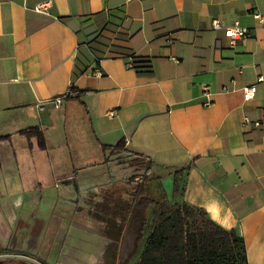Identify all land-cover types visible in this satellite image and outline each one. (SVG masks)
Returning a JSON list of instances; mask_svg holds the SVG:
<instances>
[{
    "label": "crops",
    "instance_id": "obj_1",
    "mask_svg": "<svg viewBox=\"0 0 264 264\" xmlns=\"http://www.w3.org/2000/svg\"><path fill=\"white\" fill-rule=\"evenodd\" d=\"M41 1L0 0V253L119 264L147 199L204 210L264 264V0Z\"/></svg>",
    "mask_w": 264,
    "mask_h": 264
},
{
    "label": "trees",
    "instance_id": "obj_2",
    "mask_svg": "<svg viewBox=\"0 0 264 264\" xmlns=\"http://www.w3.org/2000/svg\"><path fill=\"white\" fill-rule=\"evenodd\" d=\"M96 18L103 22L105 14H99ZM137 69L143 73L149 72L140 66ZM80 93V90L71 86L67 95L69 98H76ZM23 134L36 136L39 146L46 148L45 135L41 128L32 127L24 130ZM5 138L7 137H0ZM123 145L124 141H121L116 147L122 148ZM142 189L144 185L138 184L137 194ZM178 189L179 175L176 173L175 191ZM145 200L144 210L154 206L155 212L150 233L137 264H248L244 239L235 231L217 225L204 210L187 202L170 205L163 201ZM144 223L145 220L136 231L137 241L141 239Z\"/></svg>",
    "mask_w": 264,
    "mask_h": 264
},
{
    "label": "built area",
    "instance_id": "obj_3",
    "mask_svg": "<svg viewBox=\"0 0 264 264\" xmlns=\"http://www.w3.org/2000/svg\"><path fill=\"white\" fill-rule=\"evenodd\" d=\"M51 6H52V1L51 0H45V1H41V2L37 3L33 9L37 12L48 13L49 8ZM254 17L259 21V23L262 26H264V14L263 13H261L260 11H256V12H254ZM213 24H214L213 26L215 29L221 28V24L218 20H215ZM225 34L227 37L230 38V46L235 47L237 40L245 41L249 37V35L251 34V31L248 27L242 26V25H240L239 22H236L234 26L226 29ZM128 66L134 67V64L129 63ZM258 80L259 81L263 80V77H259ZM229 88H230L229 86L224 87V89H226V90ZM242 90H243L245 101H248L255 96L257 87H256V84H250V85L243 87ZM207 92L208 93H206V94L209 95V91H207ZM64 97H65L64 95H57L55 97L48 99L47 102H52L55 104L56 107H59L62 105ZM205 104L210 105L211 101H207ZM248 123H249V119L246 118L244 121V125H247ZM256 124L258 125L259 122H256Z\"/></svg>",
    "mask_w": 264,
    "mask_h": 264
},
{
    "label": "rangeland",
    "instance_id": "obj_4",
    "mask_svg": "<svg viewBox=\"0 0 264 264\" xmlns=\"http://www.w3.org/2000/svg\"><path fill=\"white\" fill-rule=\"evenodd\" d=\"M123 177L120 178V182L123 183ZM109 189V184L106 185L104 187V192H106ZM154 210L155 207L150 206L147 210H146V223H144L143 225V231L140 234L141 239L139 241H137L136 245L133 248V251L131 253V255L129 256L128 259L121 261L119 264H137L140 256H141V252L144 246V241L143 238L144 236H146V234H148V232L151 229V224L153 222V217H154ZM96 262V261H95ZM2 264H28V263H22L19 260L13 259V260H5ZM68 264H78L75 262L71 263L69 262ZM80 264H83V262H81Z\"/></svg>",
    "mask_w": 264,
    "mask_h": 264
},
{
    "label": "water",
    "instance_id": "obj_5",
    "mask_svg": "<svg viewBox=\"0 0 264 264\" xmlns=\"http://www.w3.org/2000/svg\"><path fill=\"white\" fill-rule=\"evenodd\" d=\"M10 259L20 260L28 264H46L40 258L24 253H0V263L3 262L4 260H10Z\"/></svg>",
    "mask_w": 264,
    "mask_h": 264
}]
</instances>
